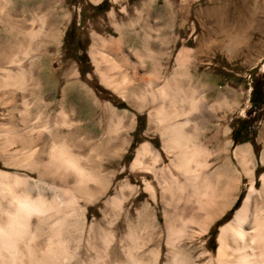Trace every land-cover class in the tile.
<instances>
[{
  "label": "rangeland",
  "instance_id": "1",
  "mask_svg": "<svg viewBox=\"0 0 264 264\" xmlns=\"http://www.w3.org/2000/svg\"><path fill=\"white\" fill-rule=\"evenodd\" d=\"M0 44L11 48L13 73L23 77L14 90L0 91V171L26 179L33 195L48 200L64 187L77 196L71 174L35 172L40 149L64 141L99 175L88 183L95 196H77L63 211V239L69 254L77 247L76 264L87 256L100 263L105 255L128 264V227L145 243L138 241L131 257L150 261L154 250L155 264H165L164 213L172 221L184 206V219L201 216L186 186L161 194L163 181L185 180L165 149L169 124L183 125L203 148L199 171L214 192L232 188V204L187 244L194 264H205L249 191L234 151L247 149L255 189L264 175V0H0ZM164 85L166 100L157 94ZM253 87L262 95L258 110L249 102ZM159 108L178 116L160 124ZM28 138L40 140L23 148L19 140ZM142 145L149 151L143 166L131 170ZM29 148L33 158L22 161ZM188 227L198 232L196 224ZM100 231L113 241L103 244Z\"/></svg>",
  "mask_w": 264,
  "mask_h": 264
},
{
  "label": "bare ground",
  "instance_id": "2",
  "mask_svg": "<svg viewBox=\"0 0 264 264\" xmlns=\"http://www.w3.org/2000/svg\"><path fill=\"white\" fill-rule=\"evenodd\" d=\"M12 58L11 48L3 47L0 44V91L4 94L11 91L14 86L16 87L17 81L21 83V78H23L21 72L13 73L11 66H13L15 61ZM168 87L170 86H165L157 91L158 96L162 100L169 98V93L166 91L169 89ZM190 108L194 109L195 107L192 105ZM177 113L175 109L165 112L162 108H159L156 111V120L158 123L163 124L178 116ZM182 127L183 125L181 124H169L165 128V134L163 131V139L166 146H164L165 149L168 148V152L174 153V159H176L173 165L174 169H177L179 171L178 174L182 175L185 180L183 178L184 182H179L171 178L170 181H163L160 191L161 194H171L172 192H180L186 186L191 190L190 197L194 198L196 212L201 214V216L198 215L196 220L190 219L191 217L184 219L182 217L185 211L184 206L181 209L178 208L180 209L177 212L178 215L175 214L172 221L164 213V244L167 248L165 264H194V257H191L186 252L187 244H192L195 236L203 234L209 222L221 214L233 202L228 200L231 198V187L224 186L220 192L215 193L214 187L210 186L206 176L200 173L201 164L198 161L203 148H200L193 135L184 134ZM32 138L19 140L22 147L24 148L25 144H33L40 140L39 138L36 140ZM5 144L7 142L4 143L2 148L5 147ZM67 146L64 141H50L47 148L40 149L36 167L34 166L35 172L38 176H41L49 171L52 176H55V178L57 176L58 179L59 177L63 179L66 173H69L74 178L73 185L78 194L77 196H91L93 192L88 187V183L97 182L99 175L97 176L95 172L84 168L80 164V157L72 154ZM147 148L145 145L139 147L130 166L131 170L142 168L141 159L148 154ZM246 150L244 147L238 148L234 151L233 155L236 165L248 178L249 191L233 219L220 228L216 252L208 258L205 264H264V175L260 177L259 190L255 189V185H253L254 170L249 163L250 159L246 154ZM20 154L22 161H28L33 158L34 151L30 148L27 150L23 149ZM14 155L15 153L12 156ZM261 163L264 166V152L261 157ZM148 170L153 172L152 167L148 168ZM69 188L64 187L60 189L59 197L48 200L43 194L38 193L33 195L27 187L26 179L0 171V264L78 263L79 254L77 247H74L73 251L69 254L67 252V244L63 239L67 233V227L64 225L65 215L63 211L65 207L73 204L77 197ZM145 189L151 193L149 185H146ZM93 196L95 195L93 194ZM160 197L164 201L165 198ZM110 201L113 205L117 204L115 199H111ZM165 204L166 206L169 205L167 202ZM84 221L85 215L81 214L80 222L82 223L79 224V227L82 229ZM175 222H178L176 227L174 225ZM189 224H196L198 232L188 227ZM90 230L89 227L88 231L90 232ZM100 232L103 244H109V242L113 241L112 235L103 231ZM123 239L128 244L125 247L128 264H155L157 252L154 250L147 252L151 256L150 261L146 260L144 262L138 260V258L131 257V253L139 247L138 241L140 237L137 230L128 227ZM141 242L143 241L140 240L139 243ZM200 254L202 252L197 256ZM84 259L85 261L82 260L80 264H118V262L111 263L109 260L107 261L106 255L104 261L100 263L92 258H88V256Z\"/></svg>",
  "mask_w": 264,
  "mask_h": 264
},
{
  "label": "trees",
  "instance_id": "3",
  "mask_svg": "<svg viewBox=\"0 0 264 264\" xmlns=\"http://www.w3.org/2000/svg\"><path fill=\"white\" fill-rule=\"evenodd\" d=\"M249 102L253 110H258L262 104V95L258 87H253L251 89ZM248 135L243 136L245 140Z\"/></svg>",
  "mask_w": 264,
  "mask_h": 264
}]
</instances>
